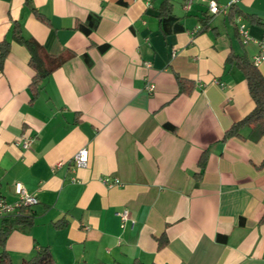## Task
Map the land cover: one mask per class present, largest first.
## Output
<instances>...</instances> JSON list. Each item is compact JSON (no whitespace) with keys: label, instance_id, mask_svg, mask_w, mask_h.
<instances>
[{"label":"crops","instance_id":"1","mask_svg":"<svg viewBox=\"0 0 264 264\" xmlns=\"http://www.w3.org/2000/svg\"><path fill=\"white\" fill-rule=\"evenodd\" d=\"M191 1L185 10L190 0H171L182 30L165 35L162 0H0V43L19 22L49 54H75L34 104L24 46L12 43L0 71V194L16 201L21 182L39 199L28 210L34 225L7 241L13 264L40 247L56 264H264V137L222 142L255 107L244 74L227 60L259 55L264 25L245 16L264 23V0H240L232 17L211 15L212 0ZM258 69L264 75V62ZM178 77L194 83L190 94H180ZM22 137L33 138L29 150ZM83 149L87 167L73 172ZM103 177L123 186L109 189ZM163 234L169 242L159 249Z\"/></svg>","mask_w":264,"mask_h":264},{"label":"trees","instance_id":"2","mask_svg":"<svg viewBox=\"0 0 264 264\" xmlns=\"http://www.w3.org/2000/svg\"><path fill=\"white\" fill-rule=\"evenodd\" d=\"M26 5L30 6V0H25ZM35 17L44 24L49 25L48 20L33 7L31 8ZM173 4L171 0H162L160 11V27L165 35L178 32L182 30L179 20L173 15ZM236 7L232 8L229 16H234ZM252 22L264 25L263 21L255 15L245 16ZM209 18L204 21V26L201 31L207 29V22ZM15 42L24 46L29 54V66L33 70V77L29 85V92L31 94V104H34L40 97L43 83L52 76L54 72L60 69L66 62H68L74 53H67L63 56H53L49 54L45 48L34 39H27L24 37L22 27L19 22H15L12 27L11 40H4L0 43V71H3L5 62L11 52L12 43ZM228 63L235 65L245 76L247 81L250 96L255 104L253 111L242 120L234 123L225 133L222 142L229 139L240 138L257 142L264 137V75L253 63L249 61L246 55L235 56L231 53L227 60ZM178 84L180 94H190L194 88V83L178 77ZM248 134L245 136V131ZM208 159V152H204L200 163L199 177L203 175ZM264 167V161L261 165ZM31 208H22L18 215L4 217L0 219V264H13L10 254L6 249L7 241L11 234L19 229L32 227L34 225V216L28 214ZM261 222H264V217ZM57 226L59 223L56 224ZM168 239L163 234L158 239L159 249H163L168 245ZM23 264H56L52 252L49 247H40L36 255L25 261ZM131 264H143L140 261H134Z\"/></svg>","mask_w":264,"mask_h":264},{"label":"built area","instance_id":"3","mask_svg":"<svg viewBox=\"0 0 264 264\" xmlns=\"http://www.w3.org/2000/svg\"><path fill=\"white\" fill-rule=\"evenodd\" d=\"M219 0H212L209 3L208 10L211 15H218V14H224L229 15L232 8L236 7L237 4L240 2V0H226L225 5H220ZM192 1L190 0L189 4H186L184 6L185 10H189L190 5ZM150 6V3H148ZM238 24V32L239 35L242 37L243 43L247 44L250 41H252L249 31L247 28V25L241 20V18H238L237 20ZM256 44L260 48V53L257 57L254 58L253 64L258 67L264 62V44L262 42L257 41ZM147 68H151L150 63L145 64ZM145 90L149 94H153L156 90V86L152 82L146 83ZM23 142V149L29 150L32 143L33 138L30 137H22ZM89 161V151L87 149L80 150L74 158L70 161L69 166L73 170V172H76L78 169H82L87 167ZM63 167V163H59L55 166V170L60 169ZM72 183H77L78 179L76 177H73L71 179ZM101 182L109 189L115 188V187H122L123 184L118 179H112L109 177H103L101 178ZM14 192L15 196L17 197V200L14 202L7 201L2 195L0 194V219L4 217L14 216L18 215L20 210L22 208H33L39 204V199L31 194L26 187L21 182H16L14 184ZM118 216L121 219L122 227H125L126 222L130 219V212L129 210H124L123 212L119 213Z\"/></svg>","mask_w":264,"mask_h":264}]
</instances>
